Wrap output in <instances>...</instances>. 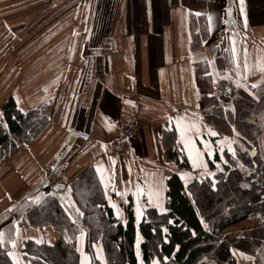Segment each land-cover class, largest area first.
<instances>
[{"label": "crops", "instance_id": "obj_1", "mask_svg": "<svg viewBox=\"0 0 264 264\" xmlns=\"http://www.w3.org/2000/svg\"><path fill=\"white\" fill-rule=\"evenodd\" d=\"M190 16L203 17L208 29L196 50L190 48ZM223 35L243 84L264 82V0H0V121L10 97L22 112L42 106L48 118L31 143L17 141L0 161V213L25 197L53 192L71 205V182L92 167L116 219L127 221L130 201L137 224L153 208L146 201L156 181L165 207L172 173L184 183L212 177L207 157L233 144L211 135L202 119L194 63L206 60L215 75L209 46ZM129 118L137 121V131L125 149L109 152L116 121ZM175 148L189 168L168 157ZM197 151L206 167L194 165ZM15 222L16 245L9 249L14 264H30L22 257L27 240L58 239L51 226ZM82 233L76 239L80 261L91 264ZM92 245L95 258L106 264L102 241ZM231 251L236 264H259L252 254Z\"/></svg>", "mask_w": 264, "mask_h": 264}, {"label": "trees", "instance_id": "obj_2", "mask_svg": "<svg viewBox=\"0 0 264 264\" xmlns=\"http://www.w3.org/2000/svg\"><path fill=\"white\" fill-rule=\"evenodd\" d=\"M188 21L190 48L196 50L208 39L207 24L203 17L190 16ZM228 48L224 35L209 46L217 70L233 77ZM194 71L202 119L218 133L217 138L232 140L235 156L223 148L207 157L208 167L215 170L212 177L184 183L178 173H172L166 179L167 211L161 214L148 208L137 224L130 201L125 205L127 221L123 224L116 219L96 172L88 167L70 184L71 205L53 192L41 195L38 203L30 199L36 195L25 197L11 211L0 213L6 239L0 246V264H14L7 242L12 239L14 221L23 227L51 226L59 234L54 244L24 243L22 257L30 264H81L76 243L81 232L91 264H100L92 245L98 239L106 264H152L153 259L160 264H236L232 247L254 256L264 252V223L226 231L243 219L264 216V82L236 86L229 108L214 90L209 63L195 62ZM1 110L0 161L15 149L17 141L31 143L48 121L42 106L22 112L12 97ZM168 157L179 167L189 168L182 151L172 149Z\"/></svg>", "mask_w": 264, "mask_h": 264}, {"label": "rangeland", "instance_id": "obj_3", "mask_svg": "<svg viewBox=\"0 0 264 264\" xmlns=\"http://www.w3.org/2000/svg\"><path fill=\"white\" fill-rule=\"evenodd\" d=\"M229 59L233 63V70L231 71L233 77L230 74L228 75L227 72H221V71L219 72L218 70H216V74L215 75H213V74L212 75H213V80L215 81L214 90H215L216 94H218V93H220V95L221 94H228L229 97H232L235 87L239 86V85H243L244 86V84L241 81L239 65H237L236 60L232 59L230 53H229ZM223 83H225V84H223ZM221 89H224V90H221ZM227 90H229V91H227ZM219 99H220V102L225 107H229V108L231 107L230 98L227 101H223L220 97H219ZM215 169H217V170L220 169L219 163L216 164V168ZM252 218L254 220H252V219L251 220L243 219V220L239 221L238 223L227 227L226 231L238 230V229H241V228L254 226L257 223H264V216L263 215L262 216L255 215ZM254 258H255L256 263L264 264V252H260ZM246 264H249V263H246Z\"/></svg>", "mask_w": 264, "mask_h": 264}, {"label": "snow or ice", "instance_id": "obj_4", "mask_svg": "<svg viewBox=\"0 0 264 264\" xmlns=\"http://www.w3.org/2000/svg\"><path fill=\"white\" fill-rule=\"evenodd\" d=\"M240 3H241V5H243V0H240ZM241 11H243L242 8H241ZM197 15H199V13H197ZM208 20H209V30H211V20H212L211 15L208 16ZM213 83H215V81H213ZM253 87H255V86H253ZM209 95L211 96V95H214V94L213 93H209ZM232 111L234 112L235 109L233 108ZM209 132L213 136L218 135V133L216 131H214V130L209 129ZM237 135H239V133H237ZM225 140H227V137H225ZM221 151H223V149H221ZM227 151L229 153H231L233 156H235V149H233V147L231 146V144L228 145ZM201 155H202V153L199 152V151H197L196 152V158L193 160V163H194V165H197V166H200V167H206V165L200 159ZM207 155L208 156H211L212 155L211 150H208L207 151ZM109 159H112V158L110 157ZM113 164H115V161L114 160H113ZM99 170L100 169L98 168L97 171H99ZM101 183H103V179H101ZM159 185H160V181L158 180V181H156V186H155L154 192L152 190L149 191L146 204L149 207H153L155 209H159V212L161 214H163L164 212L167 211V209L163 206V204L159 200V197H160V187H159ZM105 189H107V185H105ZM141 194H143V193L141 192ZM120 195H123V193H120ZM153 195H155V197H156V203L155 204L153 203ZM188 195H191V193L189 192ZM105 196H107V191H105ZM30 199H32L33 202H36V203L39 202V197H30ZM112 207L115 208L116 205L113 204ZM9 211H11V209H9ZM135 212H136L137 219H139L141 217V215H142L141 208L139 206H137L136 209H135ZM171 222L172 221H169V223H171ZM13 223H16V222L14 221ZM201 223H204L203 220H201ZM204 227L207 228L208 225L207 224H204ZM162 230L165 233L167 232V228H163ZM153 231H155V229H153ZM193 234H195V233H193ZM82 235H83V233H82ZM5 242H6L5 232H4L3 229H0V246H2ZM7 242L8 243H11L13 246L16 245V240L15 239H8ZM9 255H11V253H9ZM138 258H139V253H138ZM164 259H167V258H164ZM141 264H142V262H141ZM152 264H160V261L157 260V259H153Z\"/></svg>", "mask_w": 264, "mask_h": 264}, {"label": "built area", "instance_id": "obj_5", "mask_svg": "<svg viewBox=\"0 0 264 264\" xmlns=\"http://www.w3.org/2000/svg\"><path fill=\"white\" fill-rule=\"evenodd\" d=\"M223 101L229 100L228 94H221ZM119 131L118 133L108 142L107 149L109 152L115 153L122 151L128 145L129 138L137 131L138 123L135 119H118L117 121Z\"/></svg>", "mask_w": 264, "mask_h": 264}, {"label": "water", "instance_id": "obj_6", "mask_svg": "<svg viewBox=\"0 0 264 264\" xmlns=\"http://www.w3.org/2000/svg\"><path fill=\"white\" fill-rule=\"evenodd\" d=\"M230 15H231V9L229 7L227 8V16H228L227 25L228 26H230L234 22L233 19L230 17Z\"/></svg>", "mask_w": 264, "mask_h": 264}]
</instances>
